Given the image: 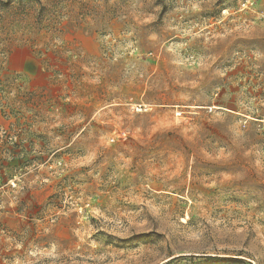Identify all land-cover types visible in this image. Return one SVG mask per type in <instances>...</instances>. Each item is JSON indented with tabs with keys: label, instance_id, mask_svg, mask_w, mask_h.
Listing matches in <instances>:
<instances>
[{
	"label": "rangeland",
	"instance_id": "1",
	"mask_svg": "<svg viewBox=\"0 0 264 264\" xmlns=\"http://www.w3.org/2000/svg\"><path fill=\"white\" fill-rule=\"evenodd\" d=\"M0 264H264V0H0Z\"/></svg>",
	"mask_w": 264,
	"mask_h": 264
},
{
	"label": "built area",
	"instance_id": "2",
	"mask_svg": "<svg viewBox=\"0 0 264 264\" xmlns=\"http://www.w3.org/2000/svg\"><path fill=\"white\" fill-rule=\"evenodd\" d=\"M142 110H145V109H142L141 106H139V108L136 110L137 112H141Z\"/></svg>",
	"mask_w": 264,
	"mask_h": 264
}]
</instances>
